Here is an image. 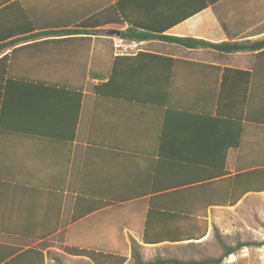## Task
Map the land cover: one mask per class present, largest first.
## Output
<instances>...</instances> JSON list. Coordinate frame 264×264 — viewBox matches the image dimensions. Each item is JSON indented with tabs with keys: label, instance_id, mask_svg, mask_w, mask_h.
<instances>
[{
	"label": "crops",
	"instance_id": "0c3cea01",
	"mask_svg": "<svg viewBox=\"0 0 264 264\" xmlns=\"http://www.w3.org/2000/svg\"><path fill=\"white\" fill-rule=\"evenodd\" d=\"M165 37L262 41L264 0H0V264L200 244L264 195L237 186L264 170L257 52Z\"/></svg>",
	"mask_w": 264,
	"mask_h": 264
},
{
	"label": "rangeland",
	"instance_id": "374dc122",
	"mask_svg": "<svg viewBox=\"0 0 264 264\" xmlns=\"http://www.w3.org/2000/svg\"><path fill=\"white\" fill-rule=\"evenodd\" d=\"M212 222L228 245L234 246L238 242H264V195L248 197L237 208L215 214ZM141 253L146 262L162 259L200 261L209 257L217 258L221 255L222 250L214 234V229H212L207 240L200 244L143 248ZM62 264L92 263L83 260L74 261L63 256ZM126 264H133L130 256ZM223 264H264V246L244 248L226 259Z\"/></svg>",
	"mask_w": 264,
	"mask_h": 264
},
{
	"label": "trees",
	"instance_id": "16d2710c",
	"mask_svg": "<svg viewBox=\"0 0 264 264\" xmlns=\"http://www.w3.org/2000/svg\"><path fill=\"white\" fill-rule=\"evenodd\" d=\"M146 35H141L139 39H145ZM166 42L174 45L181 46L186 49H212L215 51H219L224 54H234L239 52H257V55L254 56L255 61L257 60V63L259 64V68H253V72L255 73L256 77L259 75L258 72H261L263 79H264V40L258 41V42H246V43H224V44H210L204 41H198L194 39H179V38H172V37H165L163 38ZM6 47V45L3 46V48ZM2 49V46H0V51ZM256 84L253 83L252 90L254 92V86ZM258 85V84H257ZM112 82L109 81V83L104 84L102 86L96 87L97 93H104L105 91H111L112 90ZM264 88V84L262 85ZM111 89V90H110ZM242 130L240 131V134H242ZM262 181L264 183V170L261 173L257 174H247L241 178H239V181L237 180V186L242 184H246L250 186L252 182ZM264 188V187H263ZM263 188H259L258 192H264ZM240 200V199H239ZM238 200V201H239ZM237 201V202H238ZM236 202V203H237ZM234 203V204H236ZM214 234L217 238V241L220 245V248L222 250V253L219 257H209L207 259H203L200 261L197 260H179V259H162L157 261H150L146 262L144 261L142 257V246L132 242L130 246L129 254L122 256L117 255H111V254H104V253H95V252H89L84 253V251H75L70 250L67 251L68 253L74 255V256H86L90 258L95 264H126L128 257L130 256L131 260H133V264H223V262L228 259L230 256L236 254L237 252L241 251L244 248L249 247H263L264 242H238L236 245L231 246L225 243V241L222 239L220 231L217 228H214ZM193 236H191L192 238ZM189 238V237H188ZM203 238H205V233L202 235V237H196L193 239H186L187 241H200ZM182 239V238H178ZM175 239V240H178ZM148 242V240H145V243ZM175 242V241H173ZM181 242V241H176ZM183 242V241H182Z\"/></svg>",
	"mask_w": 264,
	"mask_h": 264
}]
</instances>
